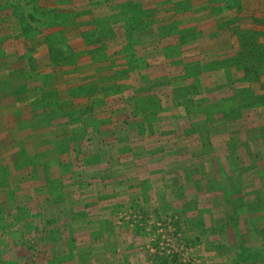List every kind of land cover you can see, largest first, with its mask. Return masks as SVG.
Masks as SVG:
<instances>
[{
    "label": "rangeland",
    "instance_id": "1",
    "mask_svg": "<svg viewBox=\"0 0 264 264\" xmlns=\"http://www.w3.org/2000/svg\"><path fill=\"white\" fill-rule=\"evenodd\" d=\"M0 264H264V0H0Z\"/></svg>",
    "mask_w": 264,
    "mask_h": 264
}]
</instances>
